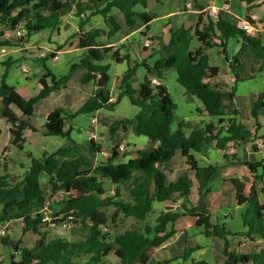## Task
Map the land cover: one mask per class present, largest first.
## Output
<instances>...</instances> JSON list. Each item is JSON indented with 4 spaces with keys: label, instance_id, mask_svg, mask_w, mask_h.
Listing matches in <instances>:
<instances>
[{
    "label": "trees",
    "instance_id": "trees-1",
    "mask_svg": "<svg viewBox=\"0 0 264 264\" xmlns=\"http://www.w3.org/2000/svg\"><path fill=\"white\" fill-rule=\"evenodd\" d=\"M186 1H190L194 9L203 8L196 0H182V7ZM136 5L146 8L147 1L0 0V47L19 46L31 35L46 28L57 30L61 18L72 13L78 18L77 45L84 51L83 56L71 64L59 78L55 79L47 70L49 84L44 79L46 75L43 76L39 80V91L27 98L6 82L12 59L8 57L1 62L0 115L4 123L9 125L8 132L12 137L10 143L24 152L28 165L18 175L7 172L6 167H3V173L0 174V223L20 221L23 233L30 232L36 236L30 247L21 246L20 240L15 241L18 244L15 250L8 245L10 239L7 234L1 236V243L10 248L8 264H106L111 254L114 255L112 264H145L150 257L149 250L174 233L173 224L181 215L167 208L159 212L152 223H145L147 215L152 211V202L172 199L173 195L187 197L192 186L188 172L193 173L199 194L206 192L207 181L217 166H198L195 153L200 152L208 143L215 149H225L233 143L236 146L247 143L253 136L234 118L223 117V98L231 94L224 93L221 88L210 83L219 70L209 63L205 50L215 45L224 49L228 38L239 37L241 45L250 46L253 54L260 59L262 69L264 45L260 39L219 16L212 19L200 12L192 25L168 29L169 38L165 44L167 55L155 58L149 65L146 58H131L129 49L132 42L119 44L114 49L97 40L101 35L109 38L121 28L117 17L110 12L112 8L121 14L126 26H134L136 20L144 23L145 30L140 31L139 35L145 36L149 29L148 23L156 17V13L149 10L137 11ZM94 15L102 18L106 28L82 30L83 25ZM245 19L251 23L248 16ZM17 27L24 28L23 37H5L4 32H13ZM155 38L158 36L147 37L150 41ZM192 39L197 46L191 47ZM139 48L138 45L140 53L148 51L147 46ZM152 52L148 57L152 56ZM104 59H110L114 64L124 63L126 66L116 80L115 101L109 102L110 92L104 85L95 88L92 95L72 113L62 107L54 108L45 118L43 132L47 136L65 138L69 143L39 157L23 151L24 131L36 130L26 120L33 113L34 104L64 87L76 69H84L81 83L97 80L98 73H107L109 65L101 64ZM234 62H237L236 59ZM233 64L231 69H234ZM166 69H173L176 82L200 102L201 108H197V111L217 117L216 121L197 126L188 121L176 120V104L163 84ZM139 70L142 71L141 76H137ZM153 78L158 82L154 83ZM123 97L138 110L133 118L113 120L109 127L110 133L125 132L128 125H134L136 135L157 142V146L149 152L137 150L136 156L126 161L120 160L123 155L116 151V146H112L109 155L91 167L84 155L73 154L76 145L70 137L73 131L70 121L78 114H88L100 109L112 110ZM263 106L264 90L257 94L251 115L256 118L257 109ZM258 126L256 122L255 130ZM185 130L189 131L188 134ZM259 138L264 140V136ZM88 145L91 152H100V144L95 143L92 137L89 138ZM177 152L185 159L186 171L177 179L168 181L157 164L169 161ZM223 157L226 160L237 159L234 153L224 154ZM245 166L251 177L247 192L243 181L231 179L237 204L245 206L241 214L245 230L240 233L227 231L222 222L210 220L207 210L198 214L195 220L196 226H204L206 236L213 235L222 240L223 264H264V247L255 246L246 253L230 248L231 236H241L252 242L256 239L264 241V163L245 162ZM103 179L114 185L112 194L105 190ZM122 189L126 191L129 200L121 198ZM59 191L62 197L57 194ZM57 199H60L62 208L52 214L51 220L56 224L70 222L73 237H66L64 233L49 236L43 229L44 221L40 210ZM109 206L113 208L110 214L107 213ZM120 216L133 220L135 225L117 231ZM162 264L179 263L167 260ZM192 264L208 263L193 261Z\"/></svg>",
    "mask_w": 264,
    "mask_h": 264
},
{
    "label": "crops",
    "instance_id": "crops-1",
    "mask_svg": "<svg viewBox=\"0 0 264 264\" xmlns=\"http://www.w3.org/2000/svg\"><path fill=\"white\" fill-rule=\"evenodd\" d=\"M196 1L200 6H203L202 9L199 7L197 9L185 7L186 4H191L190 1H186L185 6L182 7V0L181 3H179L180 0H154L153 4L155 8L149 7L148 4L146 8L136 5L135 10L137 11L149 10L156 12V17L148 23L149 29L145 32V36L143 37L139 35V32L145 30L144 23L140 20H136L134 26H126L121 14L117 9L112 8L110 12L117 17L121 24V28L113 36L107 38L105 35H101L97 40L105 45L112 46L114 49L118 47L119 44L132 42L129 49L131 58L136 60L146 58V63L151 65L155 58L167 55L165 44L169 38L167 33L169 28L175 29L181 25L190 26L195 22L198 13L204 12L207 15L211 9H213L214 12L212 13L214 17L210 16V18L215 19L219 16L235 25H237L239 21L246 20L245 17L248 16L251 20L250 24L253 27L248 34L258 37L264 45V0ZM254 15L256 18L253 17ZM90 28L106 27L102 18L99 15H94L83 25L82 30L86 31ZM9 33L8 31L4 32L5 37H7ZM78 35V18L73 16L72 13H68L61 18L57 30L46 28L31 35L26 42L20 44L21 46L0 47V49L4 48V52L0 50V74L3 72L1 62L8 57L11 58L12 63L7 70L6 82L12 85L23 97H30L39 91L40 78L46 75L44 79H46V82L49 84V73L57 79L67 72L71 64L76 63L83 56L84 51L77 45ZM148 36H158V38H155L151 41V45L147 46V52H138L137 46L139 45L141 48L144 39ZM35 43H38V48L41 49L38 54H33L29 50L30 47L35 46ZM195 46H197V43L192 39L191 47ZM21 50H29L27 52L29 55L24 56ZM150 52H152V56L148 57ZM205 53L208 55L209 63L217 66L219 70L218 75L211 79L210 83L213 86H217V88H221L224 93L231 94V96H228L231 102H222L223 117L234 118L237 122L243 124L253 136L250 137L249 142L242 145L236 146L235 143L232 144V153L237 157L235 160L224 159L223 155L230 153H226L224 149H215L210 143L205 144L200 152L195 153L198 166L213 164L217 166L208 180V182L212 181V184H206L205 190L207 191H202V193L198 194L196 199H193L191 195L193 189L195 187L197 188V182L193 173L188 172V176L192 179V186L187 197L173 195L172 199L164 201L155 200L152 202V211L148 214L152 221L159 212L165 211L167 208L171 212H177L181 215L173 224L174 233L160 245L152 247L149 250L150 257L145 264H162V262L167 260H174V262L179 264H192L193 261H203L208 264H223V256L221 254L222 240L213 235L206 236L204 234V226L195 225L197 215L203 213L204 210L209 212L212 222H222L225 229L231 233H240L245 230L241 220V214L244 212L245 206L237 204L235 200V189L231 183V179L237 178L243 181L245 183V191L247 192L251 184V177L248 174L245 162L260 161L264 163V140L259 138L264 136V106L257 109L256 118L251 115V108L257 94L264 90V66L260 69V59L253 54L250 46L241 45V39L239 37L228 38L224 49L221 46L215 45L205 50ZM53 56H56V58L54 59ZM62 57L63 61L61 62ZM38 58H40V61ZM25 59H33L32 61L35 64L32 66V71L23 64ZM235 59L237 61L236 63L234 62ZM51 63H59L58 72L54 70L51 71V68L48 69L46 67L47 64L51 66ZM232 63H234V69H231ZM101 64L109 65L106 73L105 86L110 90L116 79L122 75L126 66L124 63L114 64L110 59H104L101 61ZM79 69L83 70V74L84 69ZM23 70H26V72ZM47 70H49V73ZM74 72H78L77 69L71 73V77ZM164 73L166 74L165 79L169 78L173 85L174 83L178 85L175 86V88L182 102L176 103L174 101L176 104L174 115L177 121H188L192 125L203 126V124L208 121L217 120V117H210L204 111H197V108H201L200 102L187 94L183 87L176 82L173 69H166ZM82 74L77 77L79 80ZM163 84L167 89L169 88L166 81H164ZM95 88H97L96 80H90L87 83H82L76 91L68 92L67 87L64 86L59 90L51 92L46 98L37 101L33 106V113L26 119L36 130L27 129L24 131L25 142L22 145L23 151H29L34 157H39L43 153L52 152L69 143L65 138L45 135L43 132V123L40 126L31 123V117L35 114V107L38 103L52 97L60 98L63 106L58 107H62L66 111L68 109L72 113L92 95ZM109 94V102H114L115 94ZM188 100L191 102H186ZM117 106L123 107L124 109L120 111V115H110L107 118L103 115V110L115 111L117 110ZM54 108H56V106L53 105L47 108L44 107L43 118L45 119L47 114ZM179 108H181V114L177 115L176 111ZM136 112L137 109L135 106L133 107L127 98L123 97L112 110L100 109L88 113V118L92 126L83 132L70 121L73 125V131L70 137L76 145L73 154H82L84 156L87 154L79 153L78 140H80L82 136H86L89 139V132H93L92 138L94 142L100 144V152H91L89 148L90 152H88V154H90V156H85L91 167L98 164V160L103 161L107 157L106 155H109V149L112 146H116V151L120 155H123V158H120L121 161H126L129 158L135 157L137 150L146 152L151 151L157 146V142L149 141L143 136L136 135L134 133V125H128L125 132L116 131L114 134H111L109 131V127L113 120L133 118ZM91 118H94V123H91ZM1 121L6 131H8L9 125L4 123L3 118ZM256 122H258L259 126L255 130ZM107 132L109 133L108 140L111 145H109L107 141H103L104 139L100 137V134L102 135ZM188 132V130H185L186 134H188ZM28 133H31V137H28ZM75 134L76 136H74ZM11 138L9 134V143ZM102 142H106L105 145L102 144ZM6 145L7 144L4 146ZM253 146L256 148L254 149ZM120 147H122V149H120ZM2 148H0V150ZM83 151L86 152L85 149ZM13 159L14 158L10 157L8 153L7 160L13 161ZM173 160H178L174 167L169 164ZM161 165H163V167ZM157 166L165 173L168 181L177 179L186 171L185 159L179 152L169 161L158 163ZM230 167H237L238 171L230 169V173L227 172ZM225 169L226 172L221 173V171ZM112 186L114 188L113 184ZM229 242L232 250L241 253L249 252L255 246L264 247V241L262 239H256L252 242L241 236H231L229 237ZM185 252H188L187 255L181 258ZM9 260L10 252L8 249L5 251V245L0 241V262H2V264H8ZM246 264L251 263L248 262Z\"/></svg>",
    "mask_w": 264,
    "mask_h": 264
},
{
    "label": "rangeland",
    "instance_id": "rangeland-1",
    "mask_svg": "<svg viewBox=\"0 0 264 264\" xmlns=\"http://www.w3.org/2000/svg\"><path fill=\"white\" fill-rule=\"evenodd\" d=\"M146 1H147V4H148L149 7L155 8V6L153 4L154 0H146ZM179 3H181V0H180ZM152 12H154V11H152ZM38 45H39L38 43H35L36 47L35 46L30 47L29 48L30 52L33 53V54H38V52L41 50L40 48H38L39 47ZM29 50H21V52H22V54H24V56H27V55H29L27 53ZM32 60L25 59L24 62H23V64L25 66L30 68V71L33 70L32 66L35 64ZM38 60L40 61V58H38ZM62 61H63V57H62L61 62ZM58 65H59V63H55V64L51 63V66L49 64H47L46 67L48 69L51 68L52 69L51 71L54 70L55 72H58V70H59ZM77 71L78 72H74L72 77L70 76L71 78L69 77L68 80L65 82V86L67 87V91L68 92L76 91V89H78L80 87V85H82V83L80 82V80L77 77L82 74L83 70L77 69ZM141 74H142V71L139 70L137 72V76H141ZM165 81H166V83H167V85L169 87L168 89H169V93L171 95L172 100L175 101L176 103L177 102H182L181 98H180L179 94L176 92L177 90L175 88V86H178V85L176 83H174V85H173V83L171 82V80L169 78H166ZM115 84H116V81L114 82L113 86L109 90L112 95L115 94V90H114ZM186 102H191V101L188 100ZM223 102H231V101L228 98V96H225L223 98ZM52 105L56 106V107L63 106L62 100L60 98L52 97V98H50L48 100H44L41 103H38L36 105V107H35V114L31 117V123L33 125H36V126H40L42 123H44L45 119L43 118V108L44 107L47 108L48 106L51 107ZM0 107H1V104H0ZM135 108L138 110L137 107H135ZM0 110H1V108H0ZM121 110H124L123 107H120V106L118 107L117 106V110H115V111L114 110L113 111H104L103 110L102 112H103V115L107 118L110 115H115V114L120 115V111ZM67 111L70 112V110H68V109H67ZM176 114L177 115L181 114V108H179L176 111ZM1 119L2 118H1V115H0V148L3 147L0 151L5 152L6 153V157H2L1 158V161H0V174L3 173V167L5 166L7 172H9L11 174H14V175H16V174L18 175V174L22 173V171L27 167L28 158L24 155V152L19 151L14 145H12L11 143L8 142L9 133H8V131H6V129L4 127V124L1 121ZM72 123L75 126L79 127L80 131H82V132L87 130L89 127L92 126V124H90V120L88 118V114H78L77 116H75L72 119ZM74 136H76V134ZM28 137H31V133H28ZM100 137H102V139H104L103 141H107L108 143L110 142L108 140L109 139V133L108 132L107 133H103L102 135L100 134ZM88 141H89V139L86 136H82V138L80 140H78V143H79L78 144V150H79V153H87L86 155L90 156V154H88V152H90L89 151ZM105 143L106 142H102V144H104V145H105ZM5 144H7L6 146L8 148L6 146H4ZM109 145H111V143H109ZM28 148H32V147H28ZM84 149L86 150V152L83 151ZM109 152H110V149H109ZM8 153H9L10 157L14 158L13 161H8L7 160ZM106 156H108V154ZM98 162H100V161L98 160ZM176 162H178V160H173L169 164L172 167H174ZM21 164L23 165V167H22ZM161 166L163 167V165H161ZM230 169L238 171L237 167H230L227 172H229ZM225 172H226V169L221 171V173H225ZM208 184H212V181H210V182L207 181V185ZM103 186H104L105 190L110 192V194L113 193V186L107 179H103ZM198 194H199V192L197 191V188L195 187L193 189V193H192L191 196H192L193 199L194 198L196 199V197H198ZM121 198L123 200L129 199V196L127 195V193H126V191L124 189L121 190ZM61 208H62V205L60 203V199H57V201L52 202L47 207L46 212H44V215L46 216V220L44 221L43 229L48 232L49 236H53L56 233H61V234L64 233L66 237H73L74 236V232L72 231L73 229H72V225H71L70 222L64 221L63 223L56 224V223H53L52 220H51L52 214L58 212ZM112 211H113V208L111 206L107 207V213L108 214H110ZM118 220L120 221V224L116 228L117 231H122L125 228H129V227H132V226L135 225L133 220L128 219V218H122L120 216ZM146 222H148V223L149 222L150 223L153 222L152 220H150V216L149 215L145 219V223ZM6 234H7L8 238L10 239L9 242L10 241L15 242L17 240H20L21 241L20 245L21 246H26V247L32 246V244H33V242H34V240L36 238V236L31 234L30 232L23 233L21 231V223H20V221L9 222L8 225H7ZM17 246H18V244H17ZM7 249L10 252V248L5 245V251ZM5 254H6V252H5ZM4 258H6V257H4ZM113 258H114V255L111 254L107 258L106 264H112L113 263ZM0 264H2V262H0Z\"/></svg>",
    "mask_w": 264,
    "mask_h": 264
},
{
    "label": "built area",
    "instance_id": "built-area-1",
    "mask_svg": "<svg viewBox=\"0 0 264 264\" xmlns=\"http://www.w3.org/2000/svg\"><path fill=\"white\" fill-rule=\"evenodd\" d=\"M186 7H187V8H190V7H191V4H186ZM212 12H214L213 9H211V11H210L207 15H208L209 17H210V16L214 17V14H213ZM253 17L256 18L255 15H254ZM237 26H238L240 29L244 30L246 33H249V32L253 29L252 25H251L249 22H247L246 20L239 21L238 24H237ZM24 34H25V30H24V28L17 27L13 32H10V33L8 34V36H11V35L13 36V35H14V36H16V37H23ZM143 45H144V46H149V45H151V41L148 40L147 38H145L144 41H143ZM0 50H1V52H4V48H1ZM53 58L55 59L56 56H53ZM23 71L26 72V70H23ZM152 81H153L154 83H157V80L154 79V78L152 79ZM91 123H94V118H91ZM90 137H93V132H89V138H90ZM120 149H122V147H120ZM232 149H233V147H232V145L230 144V145H228V147L225 148L224 150H225L226 153H232V151H233ZM2 157H6V153L3 152V151H0V161H1V158H2ZM57 194H58L60 197H62V193H61L60 191H59ZM47 207H48V206H47ZM47 207H45V208H43L42 210H40V214H41V216H42V220H43V221L46 220V216L44 215V212H46ZM7 225H8V222L0 223V238H1V236H4V235L6 234V232H7Z\"/></svg>",
    "mask_w": 264,
    "mask_h": 264
},
{
    "label": "water",
    "instance_id": "water-1",
    "mask_svg": "<svg viewBox=\"0 0 264 264\" xmlns=\"http://www.w3.org/2000/svg\"><path fill=\"white\" fill-rule=\"evenodd\" d=\"M105 84H106V74L105 73H98L97 74V80H96L97 87H103ZM8 245L14 250L17 247L16 242H13V241H10Z\"/></svg>",
    "mask_w": 264,
    "mask_h": 264
}]
</instances>
